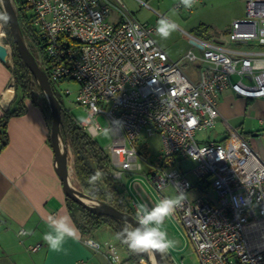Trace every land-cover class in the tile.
I'll use <instances>...</instances> for the list:
<instances>
[{
    "label": "built area",
    "instance_id": "obj_1",
    "mask_svg": "<svg viewBox=\"0 0 264 264\" xmlns=\"http://www.w3.org/2000/svg\"><path fill=\"white\" fill-rule=\"evenodd\" d=\"M24 1L41 38L37 60L51 84L64 96L74 92L63 85H77L76 103L87 113L81 126L91 137L109 131L112 140L105 150L113 178L120 182L148 165L145 178L157 194V199L148 196L149 209L183 194L169 218L182 226L200 264H264V155L233 128L222 141L198 139L217 127L225 90L244 99H264V50L231 49L190 36L197 45L174 61L157 43L156 30L139 22L122 0ZM201 1L190 10L178 3L174 8L191 14ZM229 39L264 47V0L246 2L245 17L232 24ZM184 65L198 68V77L190 78ZM247 78L253 82H244ZM143 133L161 138L163 162L138 149ZM175 156L196 163V183L173 168ZM170 186L174 197L164 194ZM208 187L217 193V202L208 198ZM195 190L201 194L191 200L188 195ZM128 202L136 218L138 203L134 198ZM19 234L29 233L22 229ZM85 243L111 261L117 257L114 247L92 238ZM140 263L147 264L144 259Z\"/></svg>",
    "mask_w": 264,
    "mask_h": 264
},
{
    "label": "crops",
    "instance_id": "obj_2",
    "mask_svg": "<svg viewBox=\"0 0 264 264\" xmlns=\"http://www.w3.org/2000/svg\"><path fill=\"white\" fill-rule=\"evenodd\" d=\"M135 1L143 7L138 0ZM215 1L202 0L192 11L200 12L202 20L197 21L199 24L193 31L202 24L212 28L210 33L201 36L192 33L194 37L231 49L264 50V47L255 43L238 45L229 39L232 24L245 17L248 0H238L237 6L230 7V14H234L232 22L227 25L215 24L208 20L207 9L214 7L212 4ZM131 13L139 22L147 23ZM11 68L9 63L0 61V119L12 106L16 95ZM183 68L190 78L198 77V68L190 65H184ZM237 80V76L232 77L233 82ZM244 82L251 84L253 81L247 78ZM219 111V122L217 127L210 131L207 141H218L211 139L212 134L218 137L224 135L220 140L222 141L227 136L228 128H233L250 140L253 149L264 155V131L253 132L244 126L247 117L255 116L260 124V121L264 120V99H244L229 88L219 97ZM8 135L9 143L0 152V264H115L103 251H96L88 246L85 243L87 238L103 243L104 247L116 248L119 264H141L129 260L128 253L120 246L116 235L108 227L94 231L91 236H83L78 229L69 211L63 183L57 173L51 128L39 108L28 102L25 114L9 119ZM137 175H126L120 182L125 186L128 198L136 200L137 196L140 198V201L136 200L137 203L146 205L148 196L154 197V193H149L147 187L136 178ZM126 180H129V183ZM133 189L136 196L131 193ZM50 216L68 217L69 223L75 229L74 237L66 239L59 252L51 251L42 238L48 231ZM22 229L29 234L20 236ZM38 244L42 245L38 251L29 250L31 246ZM166 254L175 264L172 256L167 252Z\"/></svg>",
    "mask_w": 264,
    "mask_h": 264
},
{
    "label": "trees",
    "instance_id": "obj_3",
    "mask_svg": "<svg viewBox=\"0 0 264 264\" xmlns=\"http://www.w3.org/2000/svg\"><path fill=\"white\" fill-rule=\"evenodd\" d=\"M13 2L17 9V15L23 36L30 45V49L32 48V53L37 58L38 53L36 49L41 52L42 44L41 38L33 27L32 21L34 14L24 0H13ZM0 17H4L3 19H0V22L4 25L7 33L6 43L12 47L13 66L11 68V73L16 92L12 106L0 119L1 152L9 143V119L13 116H21L25 114L28 102L42 111L46 123L50 128L52 125V115L43 91L29 69L23 63L17 51L9 23L1 4ZM211 30L212 28L210 26L202 24L194 30V33L197 36H201L204 33H210ZM52 87L63 108L61 134L64 143L73 154L74 172L79 184L78 188L85 192L91 199L99 201L105 205L114 206L119 210L134 216V213L129 206L125 186L113 178L112 172L114 168L111 157L105 148H103L95 138L91 137L83 129L81 123L76 117L65 108L64 103L61 100L59 89L54 84ZM35 93L38 94V97H36ZM166 166L170 167L168 165ZM96 173L100 174L97 180L94 183H89V178ZM67 203L69 211L83 236H91L94 231L100 230L103 227H108L116 235L120 246L128 253L130 261L140 263V260L144 259L147 264H152L150 256L147 253L136 254L131 252L127 245L123 244L122 240L118 238L117 234L122 232L123 228L127 225L126 223L108 216H96L69 198H67ZM163 255L167 263L173 264L169 255L166 253H163Z\"/></svg>",
    "mask_w": 264,
    "mask_h": 264
},
{
    "label": "rangeland",
    "instance_id": "obj_4",
    "mask_svg": "<svg viewBox=\"0 0 264 264\" xmlns=\"http://www.w3.org/2000/svg\"><path fill=\"white\" fill-rule=\"evenodd\" d=\"M122 1L126 5V7L138 17L139 20L147 22L145 24L154 28L155 30L157 27V22L161 18H164L165 16H167L170 20L176 22L178 28L167 40L161 39L160 36L157 35V32L155 34V39L157 43L165 49L167 54L175 60L180 59L187 53L188 49L191 46L189 37L190 36L194 37V35L192 34L194 33L193 29L195 26L199 24L197 23V21L198 22L202 21L200 19L201 16H199L201 14L200 12L197 13L195 12L196 14L194 12L192 14H189L185 12L175 11V14H172V10L174 9L175 4L178 3V0H142L147 3L148 5L147 7L146 6L141 7L135 0H122ZM212 5H214V7L207 9L208 20H210L211 22H215V24L227 25L228 23H231L233 20L232 15L234 13L230 14V7L237 6L238 0H216ZM0 26L3 31V35L0 37V42L5 46L9 47V49L12 52V47L6 43L7 33L4 25L1 22H0ZM27 45L30 48V45L28 43ZM8 63L11 66H13L12 55ZM62 87L70 88L74 92L70 96L60 95L65 108L69 112H71L80 123L84 122L86 120L87 113L83 110L82 107H80L76 103L77 85H75L74 83H69L63 85ZM35 95L36 97H38L37 93H35ZM82 118L84 119L82 120ZM100 123L104 128L107 129L108 124L106 123L104 118H100ZM244 126L246 129L248 130L251 129L253 132L264 131V125H261L259 123V120L255 118V116L247 117ZM209 133L210 132H202L198 134V139L202 141H207L209 137ZM146 137H147L146 134L143 133L142 138L137 143L138 149L146 156H148L152 161L163 162L164 150H163L161 138L159 136L152 138L151 137L146 138ZM222 138H224V135H221L219 137L215 134L211 135V139L214 140L220 141ZM96 140L103 148H107L110 145L112 138L109 131H107L101 136L96 137ZM69 159L71 166V176L73 178L72 182L74 186L78 188L79 184L77 182L73 170L74 158L71 150H69ZM172 161L174 163L173 165L174 169H177L182 172H186L191 182L196 183L198 181L197 177L193 173V170L196 167L195 162H193L192 160L181 159L178 156H175L172 159ZM146 167L148 168L149 166L148 165L144 166V172L138 174L136 178H138V180L145 187H147L149 193L151 194L154 193L155 198L157 199L156 192L154 191L153 188H150L149 183L145 178L144 173L148 172V169ZM126 181L129 183V180ZM146 184L148 185L146 186ZM133 192L134 189L131 191V193ZM207 192L209 193L208 198L214 202H217L218 196L215 190L210 189L208 187ZM164 194L167 196L175 195L174 188L172 186L168 187L166 190H164ZM200 194L201 193L195 190L190 192L188 196L191 200H194ZM136 200L140 201V198L136 196ZM162 230L168 233V237L170 239L177 242L176 246L167 252L172 256L173 260L175 261V264H200L196 251L180 224H178L173 219L171 220L170 218H168L165 221ZM151 263H153V261H151Z\"/></svg>",
    "mask_w": 264,
    "mask_h": 264
},
{
    "label": "water",
    "instance_id": "obj_5",
    "mask_svg": "<svg viewBox=\"0 0 264 264\" xmlns=\"http://www.w3.org/2000/svg\"><path fill=\"white\" fill-rule=\"evenodd\" d=\"M0 4L9 23L10 31L16 44L17 51L25 66L36 79L50 106L52 115L51 143L55 153L57 173L63 183V191L65 195L67 198L86 208L89 212L96 216H108L120 220L132 227L138 226L136 218L133 215L123 212L114 206L105 205L99 201L91 199L85 192L76 188L71 182V166L69 159L70 149L64 143L61 134L63 113L62 105L54 93L47 72L39 64L37 58L27 45V41L21 31L17 9L13 0H0ZM190 44L197 45L194 40H190ZM11 55L12 52L9 47L0 42V61L7 64ZM85 199L91 201L92 204L86 203ZM154 259L155 264H167L163 253H154ZM150 260L152 261L151 257Z\"/></svg>",
    "mask_w": 264,
    "mask_h": 264
},
{
    "label": "clouds",
    "instance_id": "obj_6",
    "mask_svg": "<svg viewBox=\"0 0 264 264\" xmlns=\"http://www.w3.org/2000/svg\"><path fill=\"white\" fill-rule=\"evenodd\" d=\"M197 3L198 0H178V5L186 10L192 9ZM175 11L174 8L172 14H175ZM3 18L0 17V19ZM177 28V23L165 16L157 22L156 32L161 39L167 40ZM99 175L96 173L91 176L89 183H94ZM184 198L183 194L175 198H165L151 209L142 203L137 204L136 223L138 226L126 225L122 232L117 234L118 238L127 245L131 252L147 253L153 257V264H155L154 253H166L176 246L177 242L170 239L168 233L162 228L165 221L174 215L176 207ZM47 227L48 231L43 234L42 238L53 252L61 251L65 240L75 235L74 227L69 223V218L65 216H50ZM114 261L115 264H119V257H114Z\"/></svg>",
    "mask_w": 264,
    "mask_h": 264
},
{
    "label": "bare ground",
    "instance_id": "obj_7",
    "mask_svg": "<svg viewBox=\"0 0 264 264\" xmlns=\"http://www.w3.org/2000/svg\"><path fill=\"white\" fill-rule=\"evenodd\" d=\"M3 35V31L1 29V26H0V37ZM72 176H71V182H72ZM73 183V182H72ZM74 185V184H73ZM85 202L88 203V204H92L91 201H89L88 199H85ZM152 261H153V257H151ZM155 260V259H154Z\"/></svg>",
    "mask_w": 264,
    "mask_h": 264
}]
</instances>
